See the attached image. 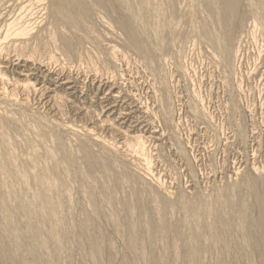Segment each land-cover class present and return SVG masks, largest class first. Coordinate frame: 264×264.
<instances>
[{
    "label": "rangeland",
    "instance_id": "1",
    "mask_svg": "<svg viewBox=\"0 0 264 264\" xmlns=\"http://www.w3.org/2000/svg\"><path fill=\"white\" fill-rule=\"evenodd\" d=\"M88 3L93 20L78 28L59 22L51 0H0V139L9 158L33 174L26 186L19 177L10 182L30 199L40 191L32 182L39 175L61 206L53 224L49 216L40 219L36 254L19 246L28 216L19 217L16 233L0 209V248L8 257L0 256V264H264L256 189L264 177L259 0H240L244 23L229 61L204 35L210 20L204 0H171L173 16L163 4L154 8L150 29L162 21L170 26L163 50L154 35L143 40L151 62L115 23L114 16L127 15L119 6L111 13ZM20 29L27 35L18 36ZM70 37L74 48L67 52L63 39ZM3 169L0 205L10 200L21 213V201L7 198L1 184L9 180ZM227 194L245 208L246 246L240 206L230 212L229 233L216 221ZM194 202L203 205L198 223L219 238L203 233L197 256L189 250L196 223L184 212ZM54 234L57 244L49 241Z\"/></svg>",
    "mask_w": 264,
    "mask_h": 264
},
{
    "label": "bare ground",
    "instance_id": "2",
    "mask_svg": "<svg viewBox=\"0 0 264 264\" xmlns=\"http://www.w3.org/2000/svg\"><path fill=\"white\" fill-rule=\"evenodd\" d=\"M89 1L90 0H51V8H52L53 14L55 15V17H57L59 22H60V20H63L64 22H66L70 26L72 24V25L77 26L78 28H84V27H86V21H88L90 19L93 20L92 17H93V13H94L93 10L94 9H92V6H90V4L88 3ZM91 1L94 2L98 7L106 9V10L110 11L111 13L114 12L115 11L114 9H116L119 6V8L127 14L126 16H116V17L114 16V21L118 25V27L125 33L128 45L131 46L132 48H134L140 54H142L148 61H150V62L152 61V59H151L152 57H151V54L149 51L152 48H150L148 50V47H146L143 43L144 39L150 41L149 38L151 37V35H154L156 38L155 39L156 48L159 50H163L166 47L167 41L165 42L164 35H165L167 29H169L168 28V26H170L168 23L169 21H162L152 31L150 29V23H151L150 14L153 12V10L156 6L163 4V5H165V8L167 9V11L170 12L171 16H173V9H172V7H173L172 3L173 2L171 3V0H91ZM204 3H205L206 8H207L206 10L208 11L207 13L210 14L209 15L210 20H208L209 22H206L203 25L204 35H205L206 39L209 40L213 44V46L221 53V55L225 58V60L229 61L231 54H232L233 43L239 34V29L243 26V23H244V16L242 14L243 12L241 13V11H240V0H204ZM258 4H259L260 11H262L264 14V0H259ZM159 11H160V9L158 10V12ZM263 17H264V15H263ZM136 20H140V22H141L140 27L136 26L137 24L135 25L134 22ZM66 23H64V24H66ZM156 23H157V21H156ZM65 28H66V26H65ZM151 33H153V34H151ZM17 35L18 36H25V35H27V31L25 29H23V30L20 29L19 32H17ZM71 37L63 39L64 48L67 52H70L74 48V41L71 39ZM82 39H80V40L82 41ZM3 120L4 119H2L0 117V125L2 127H4V125H3L4 121ZM7 148H8L7 142L6 141L4 142V140L0 139V159H2V161L0 162V165H2L4 167V169L6 170L7 178H9V180L6 179V180H8L7 183L4 182L1 184L6 189L7 198L19 199L21 201L23 210L21 213L14 212L11 209L12 206L10 205L11 204L10 200L6 201V203L4 204V207L2 205H0V207H1L0 209H2L1 211L3 213L5 220L7 221V224H9L10 225L9 227L11 229H13L16 233H18L20 231L19 217L23 214L28 216V219L26 221L27 222L26 227H25V230H26L25 236L26 237L24 240L20 241V244L19 243L18 244L20 247L31 246V247H29L31 253L36 254V248L38 247L37 242L39 241L38 243H40V239H42L41 238V232L42 231H41V227H40L41 225H39L40 219L41 218L43 219L44 216H47V218L50 217L51 220H48V221L52 222V224H53L56 221L55 217L61 211V206H60L58 200L56 201L50 192H44L43 187L45 186V184H47V182L44 183V179L42 177H40L39 175L34 176L32 182L37 187L40 188V191L33 193L32 197L30 199L29 198L27 199V197L23 198L22 196H20V194H17V191H16L17 186L13 182H10V179H12L14 177H19L21 182L23 183V185L26 186V185L30 184V182H31V181H29L30 175H33V174H30V172L24 171L17 164L16 160H12V158H9ZM11 157H13V155H11ZM96 160L98 161V164L102 167L103 170L106 171L109 169L108 163H106L105 161L98 159V158ZM56 162L58 163V161H55V160H53L51 162L52 167H55L56 165L58 166L59 163L57 164ZM49 163H50V161H49ZM92 164H93V162H92ZM48 167L49 166H47V168ZM50 169L51 168H48V170L47 169L46 170L49 172ZM259 181L261 182V180H259ZM255 183H256V181H255ZM260 185H261V188H256L258 190L257 194L259 195L258 196L259 199H257V197H255V198L257 200H259L258 205L261 207V209H262L261 211H263L264 210V177H263ZM101 187L103 189H105V188L107 189V187L109 188V185L107 186L105 183H101ZM34 188H36V187L34 186ZM227 195L225 196V199H224V201H225L224 203L226 205L225 206L226 208H224V209L226 211H221L219 214H217L218 216L216 217L217 223L223 229L222 234L223 233H225V234L229 233V227H230V223H231L230 212L237 208V204H235V202L231 198L232 193H231V195L230 194L228 196ZM254 195H256V194H254ZM39 205H40V207H39ZM140 205H141V200H140V198H137L136 203H135V207L141 208ZM242 205L243 204H241V206L238 205V208L240 206V208H239V212H240L239 219L241 222V226L239 227V229H241L240 230L241 232H243L242 226H243V222H244L243 220L245 217V208ZM36 206L38 207V209L39 208L40 209L36 210V208H35ZM202 206L203 205H201L200 202H196V203L194 202L192 204H186L184 206V212H185L186 216L188 218L192 219V222L196 223L195 229L192 232V235L190 238V239H192V244H191V247L189 249V250H191V252L195 256H197V254L200 252V247L198 245V242H199L203 233H205L206 231L209 230L208 235L210 237V240L211 239L216 240L218 238V236L210 228L212 226L206 227L207 225H204L202 223L201 224L198 223L199 219L196 220V218L198 217V214L202 211ZM141 210H142V208H141ZM260 215H262V214H260ZM263 216L264 215H262L260 217V220L258 219L259 221L257 220V226L260 229H262L264 226ZM89 224H90V222H89ZM86 226H88V225H86ZM164 227H162V229ZM155 228H156V226H155ZM160 228L161 227H159L158 229H160ZM163 230L162 231L160 230L161 232H159V233H163L164 232ZM165 232L167 233V231H165ZM152 233H153V235L157 234V231L152 229ZM263 235H264V232H263ZM180 236H182V235H180ZM242 238H243V242L245 243L244 246H246L247 241H248L247 234H245L243 232ZM50 240L54 244H57L58 243V236L56 234H54L52 236V238L49 239V241ZM128 240H129L130 246L132 248H134L135 247V235L129 234ZM43 241H44L43 244H45L47 239H44ZM221 241L224 244V248L227 249L229 244L227 243L225 238H223ZM3 248L4 247L1 246L0 256L5 258V259H8L7 255H6L7 253L5 254V250H3ZM9 254H11V253L9 252ZM11 256H12V254H11ZM9 260H11V259L9 258ZM12 260H13V258H12ZM155 261H157V260H155ZM11 262H12V264H14L13 261H11ZM41 263H42V261H41Z\"/></svg>",
    "mask_w": 264,
    "mask_h": 264
}]
</instances>
